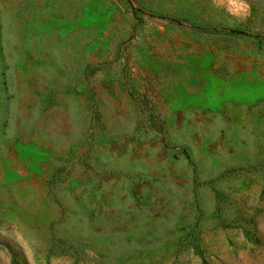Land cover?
<instances>
[{
  "label": "rangeland",
  "instance_id": "1",
  "mask_svg": "<svg viewBox=\"0 0 264 264\" xmlns=\"http://www.w3.org/2000/svg\"><path fill=\"white\" fill-rule=\"evenodd\" d=\"M191 25L264 0H0V264H264V40Z\"/></svg>",
  "mask_w": 264,
  "mask_h": 264
},
{
  "label": "trees",
  "instance_id": "2",
  "mask_svg": "<svg viewBox=\"0 0 264 264\" xmlns=\"http://www.w3.org/2000/svg\"><path fill=\"white\" fill-rule=\"evenodd\" d=\"M192 29H194L195 31L201 32V33H206V34H222V33H230V34H241V35H247L250 37H253L255 39L258 40H264L263 36L260 35H253V34H248L242 30H237V29H232L229 27H205V26H190ZM193 248L195 250V252L197 254H199V248L197 246V244H195L194 242L192 243Z\"/></svg>",
  "mask_w": 264,
  "mask_h": 264
}]
</instances>
